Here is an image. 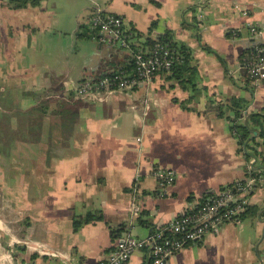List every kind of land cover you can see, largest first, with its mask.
Returning a JSON list of instances; mask_svg holds the SVG:
<instances>
[{
  "label": "crops",
  "instance_id": "0c3cea01",
  "mask_svg": "<svg viewBox=\"0 0 264 264\" xmlns=\"http://www.w3.org/2000/svg\"><path fill=\"white\" fill-rule=\"evenodd\" d=\"M9 3L0 1V91L23 110L64 102L75 131L58 157L51 146L33 156L20 146L0 154V264H103L125 235L147 239L206 196L264 172V127L240 145L231 131L233 111L225 106L222 117L211 105L245 100L242 122L264 113V82L247 83L241 64L244 53L264 44V31L256 37L250 30L264 24V0ZM97 8L120 16L128 30L153 37L173 31L193 49L207 92L191 100V92L158 73L130 92L78 97L82 82L126 67L132 57L128 48L78 38ZM155 167L176 175L166 195ZM249 208L240 222L224 224L168 264H264V188L252 194ZM89 215L96 219L76 231L75 220ZM128 264H152L149 249Z\"/></svg>",
  "mask_w": 264,
  "mask_h": 264
},
{
  "label": "built area",
  "instance_id": "2783aa9c",
  "mask_svg": "<svg viewBox=\"0 0 264 264\" xmlns=\"http://www.w3.org/2000/svg\"><path fill=\"white\" fill-rule=\"evenodd\" d=\"M8 3L10 0H0ZM91 26L101 36L99 42L111 47L127 48L124 20L117 15L106 14L97 8L91 19ZM251 33L261 36L264 24L251 27ZM243 59L248 78L254 84L264 82V47L260 44ZM135 73L116 71L100 77L87 79L77 88L78 97L85 100L103 98L107 93L130 92L144 83H148L160 72L171 69L174 56L171 50L157 43L151 51H140L134 55ZM156 178L162 195L176 181L174 171L155 167ZM264 188V174L249 173V176L215 194L206 196L193 212L184 213L169 225L158 228L147 239H138L130 234L125 235L116 247L110 251L103 264H128L133 254L142 249H149L152 264H167L168 260L188 245L199 244L207 235L218 234L221 227L228 222H240L246 215L250 197ZM131 212L137 217L140 208L136 199L132 201Z\"/></svg>",
  "mask_w": 264,
  "mask_h": 264
},
{
  "label": "trees",
  "instance_id": "16d2710c",
  "mask_svg": "<svg viewBox=\"0 0 264 264\" xmlns=\"http://www.w3.org/2000/svg\"><path fill=\"white\" fill-rule=\"evenodd\" d=\"M9 2L14 8H23L29 4L37 5L39 0H10ZM123 28L126 31L124 36L128 43L127 48L131 51L132 57L126 67L120 68L117 71L134 74L136 68L134 55L140 51L148 53L154 45L159 43L171 50L174 56L171 69L160 73L168 74L167 78L176 80L186 91L191 92V100H198L201 95L207 92V89L202 86V79L198 71L193 49L186 43L177 42L173 31L167 30L163 35L153 37L151 31L148 34H143L136 29L128 30L125 25ZM100 37L98 30L92 28L91 24L90 26H82V32L78 34L79 39L95 38L99 41ZM260 45L264 47V44ZM113 48L126 49L119 46H114ZM204 49L208 53L216 55L223 66L226 67L227 64L224 59L216 51L207 46H204ZM253 51L254 49L251 48L241 57V64L245 70L247 83H251L252 81L248 78L243 59L247 58ZM226 73L228 72L226 71ZM7 93L6 90L0 91L1 155L10 154L9 148L12 146L25 147L28 152L30 149L31 156L39 152L40 146H51L53 155L58 157L59 150L72 144L75 127L70 125L66 120L64 102L58 104L56 108H52L47 102H41L28 110H23L19 105L9 101ZM211 105L215 107L218 115L222 117L226 114L224 111L225 106H227L228 110L233 111L234 116L231 117V131L239 140L240 145L248 142L253 132L257 130L256 127L260 129L264 127L263 112L253 113L249 116L247 122L240 123L243 111L247 107V103L243 99L233 98L228 104L216 106L214 102H211ZM260 136L264 138V132L260 133ZM262 147L264 148V144H262ZM262 163V169L264 170V157ZM253 174L258 173L255 172ZM261 174H264V172H261ZM249 210L251 212L250 208ZM257 212L258 209L254 207L252 213L256 214ZM95 219L96 215H89L88 217L75 220L74 229L77 231L84 224L90 223Z\"/></svg>",
  "mask_w": 264,
  "mask_h": 264
},
{
  "label": "rangeland",
  "instance_id": "374dc122",
  "mask_svg": "<svg viewBox=\"0 0 264 264\" xmlns=\"http://www.w3.org/2000/svg\"><path fill=\"white\" fill-rule=\"evenodd\" d=\"M240 123H244V122L240 121Z\"/></svg>",
  "mask_w": 264,
  "mask_h": 264
},
{
  "label": "water",
  "instance_id": "95a60500",
  "mask_svg": "<svg viewBox=\"0 0 264 264\" xmlns=\"http://www.w3.org/2000/svg\"><path fill=\"white\" fill-rule=\"evenodd\" d=\"M168 264V263H167Z\"/></svg>",
  "mask_w": 264,
  "mask_h": 264
}]
</instances>
